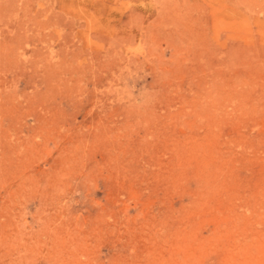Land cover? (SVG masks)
I'll use <instances>...</instances> for the list:
<instances>
[{"label": "rangeland", "instance_id": "obj_1", "mask_svg": "<svg viewBox=\"0 0 264 264\" xmlns=\"http://www.w3.org/2000/svg\"><path fill=\"white\" fill-rule=\"evenodd\" d=\"M0 264H264V0H0Z\"/></svg>", "mask_w": 264, "mask_h": 264}]
</instances>
